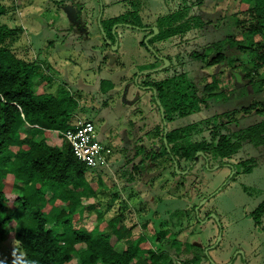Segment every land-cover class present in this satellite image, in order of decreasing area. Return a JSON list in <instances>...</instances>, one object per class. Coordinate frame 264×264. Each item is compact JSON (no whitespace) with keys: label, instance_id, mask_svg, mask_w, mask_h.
<instances>
[{"label":"trees","instance_id":"16d2710c","mask_svg":"<svg viewBox=\"0 0 264 264\" xmlns=\"http://www.w3.org/2000/svg\"><path fill=\"white\" fill-rule=\"evenodd\" d=\"M239 1L245 5L243 15L228 10L221 17L231 15L232 21L223 19L220 25L213 24L212 18L194 12L196 3L202 2L199 0L182 3L178 8L159 15L154 25L158 32H155L154 26H140L141 29H148L147 35H150L148 43L143 42L147 48L156 42L184 37L190 32H201L199 36L203 38L210 34L217 36L203 44L210 52L203 48L178 53L175 55L176 62L174 57L167 56L171 65L162 68L166 72L162 78L149 77L150 73L160 70L155 68L164 64L158 55V59H162L161 64H153L150 71L140 74L143 80L138 82L150 86L147 89L153 93L160 121H155L149 130L141 132V136L135 135L140 143L136 145L133 157L127 160L126 168H122L124 186L132 185L147 175H152L150 179L153 180L168 171L174 177L182 175L176 166L180 171L191 172L201 158L221 166L246 144L264 150V0ZM136 10L135 5L127 13L109 18V32L112 34L114 24L130 22L131 17L141 22ZM5 13L6 7L0 2V240L7 238L10 226L11 229L16 227L15 236L24 257L17 260L0 258V264H72L74 261V264H199L200 258L215 264L208 260L207 246L184 243L178 238L184 215L188 216V222L191 218L188 208L171 212V219H177V225L174 224L177 231L168 239L167 245L181 249L183 253H194L192 258L180 260L178 255L177 258L172 256L159 243L170 233L165 231L163 223L151 237L152 243L143 247L141 243L132 244L138 241L137 238L128 241L120 231L127 212L123 204L119 205L112 218H106L115 202L108 203L104 198L109 197L108 201L111 197L119 199L121 193L110 194L102 180L101 185L95 188L93 181L97 167H88L77 159L63 135L66 130L74 128L77 116L84 107L69 88L62 87L57 94L45 88L42 92L36 91L35 84L39 79L50 83L51 75L38 63V59H25L7 45V40L22 28L5 23L2 20ZM228 26L232 27V31L218 34ZM204 28L208 32H203ZM113 43L106 44L110 47ZM156 52L159 53L158 50ZM236 61H240L236 67L242 72L246 88L251 86V91L247 90L252 100L208 118L192 120L191 117L204 108L216 106L218 101L215 98L225 93L220 73L215 71L207 75L206 68L231 66ZM171 70L172 73L168 74ZM113 84L112 81L106 83L107 90L112 89ZM236 96H224L222 100L229 101ZM252 114L263 118L239 126L241 116L244 118ZM146 122L144 118L138 128ZM232 124L238 125V128H231ZM47 130L56 132L61 143L49 142L51 138L46 135ZM149 134L154 137L147 149L141 141ZM158 147H162L163 151H159ZM198 151L202 153L195 160ZM129 163H132L130 168L127 167ZM257 163V155L243 157L234 162L230 178L251 173ZM8 175H12L11 181L7 180ZM160 185L164 186L163 182ZM183 186L185 181L177 179V190ZM172 187L165 186L169 188L166 193L181 197ZM8 192L15 197L10 210ZM90 197L98 198L101 205L97 213V219L101 221L94 229L95 234L94 230L91 232L85 227L74 226L85 199ZM48 206L50 209H46ZM196 206L191 207L195 213ZM252 216L256 224L262 223L264 200L252 211ZM108 227L114 232L108 233L105 230ZM122 241L124 246L118 244Z\"/></svg>","mask_w":264,"mask_h":264},{"label":"rangeland","instance_id":"374dc122","mask_svg":"<svg viewBox=\"0 0 264 264\" xmlns=\"http://www.w3.org/2000/svg\"><path fill=\"white\" fill-rule=\"evenodd\" d=\"M191 1L199 0H0L6 7L2 20L12 27L22 28L17 35L7 40V45L25 59H38V63L51 75L50 83L39 79L35 84L36 91L42 92L45 88L57 94L62 87L74 91L84 107L77 118L88 117L92 120L96 125L97 140L112 148L108 164L96 168L93 185L96 188L103 181L110 194L121 193L119 199L111 197L108 201L110 198L106 197L104 200L111 204L115 202L106 218H112L120 204L126 207L124 225L120 230L124 238L128 241L137 238L138 241L132 244L149 246L155 230L163 223L165 231L170 233L159 243L172 256L177 258L178 255L179 260L192 258L193 252L183 253L181 249L167 245L168 239L177 231V219H171V212L188 208L191 218L188 222V216L184 215V224L179 228L178 238L181 241L207 246L205 252L208 260L215 264H264V217L258 225L252 216V211L264 200V150L246 144L228 163L221 166L215 161L201 158L191 172L181 171L182 175L174 177L168 171L153 180L150 179L152 175H147L128 186H124L121 177L122 168H126L127 160L133 157L136 145L140 143L135 135L149 130L155 121H160L152 91L138 86V81L143 80L140 74L150 71L153 64L159 66L162 57H174L173 61L176 62L175 55L178 53L185 54L203 48L206 51L203 44L217 36L210 34L203 38L199 36L201 32H190L184 37L156 42L147 48L143 42L147 44L146 39L148 41L150 35H147L148 29H141L140 26L148 24L152 27L159 15ZM133 3L141 22L131 17L130 22L114 24L111 34L108 19L132 10L135 8ZM243 9L245 5L239 0H202L196 3L193 10L212 18L213 24L220 25L223 19L232 21L231 15L222 18L221 14L225 15L230 10L242 16ZM231 29L230 26L224 27L218 34L227 33ZM203 30L208 32L207 28ZM111 42L114 43L107 46L106 43ZM157 55L161 58L158 59ZM239 64L240 61H236L231 66L206 68L207 75L215 71L220 73L225 93L215 98L218 101L216 106L204 108L191 117L192 120L208 118L252 100L247 90L249 88L251 91V86L246 88L242 72L236 67ZM171 73L172 70L168 72ZM165 74L160 69L150 73L149 77L162 78ZM111 81L114 87L107 90L106 83L110 84ZM234 94L237 96L232 100H222L224 96ZM144 118L147 122L138 128ZM259 118L263 117L258 114L244 118L241 116L239 126L248 125ZM133 122H136V128ZM230 126L238 128L236 124ZM45 133L51 138L49 142L61 143L53 130ZM153 137L151 134L145 135L141 143L148 149ZM158 150L163 151V148L158 147ZM250 155L258 157L253 171L231 179L234 162ZM131 165L129 163L127 167ZM11 176L8 175L7 180L11 181ZM90 178L93 179V176L90 175ZM177 179L185 181V186L179 190L176 187ZM162 182L164 186L160 187ZM165 186L172 187L182 196H171L166 193L169 188ZM10 193L7 195L8 210L15 198ZM159 195L161 198H157ZM194 204H197L196 213L191 208ZM49 206L46 209H50ZM100 210L98 198L85 199L83 208L74 220V226L85 227L92 232L100 224L101 219H97ZM105 230L108 233L114 232L109 227ZM95 231L93 234L97 233ZM15 234L16 227L11 229L10 226L7 238L0 240V258L17 260L24 257ZM113 240L117 241L115 237ZM118 244L124 246L123 241ZM199 264L209 263L200 258Z\"/></svg>","mask_w":264,"mask_h":264},{"label":"built area","instance_id":"2783aa9c","mask_svg":"<svg viewBox=\"0 0 264 264\" xmlns=\"http://www.w3.org/2000/svg\"><path fill=\"white\" fill-rule=\"evenodd\" d=\"M63 135L77 159L88 167L108 164L112 148L97 140L96 125L92 120L78 117L74 128L66 130Z\"/></svg>","mask_w":264,"mask_h":264},{"label":"water","instance_id":"95a60500","mask_svg":"<svg viewBox=\"0 0 264 264\" xmlns=\"http://www.w3.org/2000/svg\"><path fill=\"white\" fill-rule=\"evenodd\" d=\"M153 28H154L155 32H158V28H157L156 26H154ZM149 37H150V36H149ZM146 42L148 43L147 39H146ZM162 59L164 60V64H163L162 66L158 67V68H155L154 70L162 69V68L166 67L167 65H169L170 61H169L167 58L162 57ZM157 101L159 102V100H157ZM161 113H162V115L164 116V111H163L162 108H161ZM201 153H202V151H198V152H197L196 157H195V160L198 158L199 154H201ZM176 169H177L178 172H181V171L178 169L177 166H176ZM183 172H187V170H185V171H183ZM206 252H207V251H206Z\"/></svg>","mask_w":264,"mask_h":264},{"label":"flooded vegetation","instance_id":"af4514ba","mask_svg":"<svg viewBox=\"0 0 264 264\" xmlns=\"http://www.w3.org/2000/svg\"><path fill=\"white\" fill-rule=\"evenodd\" d=\"M138 86H140V87H143V88L147 89L146 87H147V86H149V85L138 84ZM149 87H150V86H149ZM149 87H148V88H149Z\"/></svg>","mask_w":264,"mask_h":264}]
</instances>
